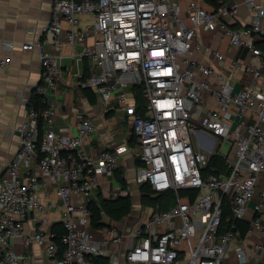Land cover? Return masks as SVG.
<instances>
[{"label":"built area","instance_id":"obj_1","mask_svg":"<svg viewBox=\"0 0 264 264\" xmlns=\"http://www.w3.org/2000/svg\"><path fill=\"white\" fill-rule=\"evenodd\" d=\"M181 1L51 0L40 37L22 44L40 55L41 80L34 92L44 97L46 105L40 112L29 108L18 126V150L0 173V264H27L14 247L17 237L27 245L39 244L55 264H98L95 258L106 254L107 241L96 238L87 226V202L128 150L135 151L139 160L137 182L147 183L156 195L171 191L175 202L166 209L151 206L147 218L131 230L136 242L125 252L126 264H223L235 238L241 263L264 264L260 204L246 234L239 232V221L247 218L248 203L264 174V87L258 84L264 78V50L258 45L264 0L245 1L255 13L250 23L241 25L229 20L236 3L207 0L205 6L203 0H184L182 7ZM82 14H91L93 21L79 26ZM200 30L220 32L230 47L249 50L246 61L227 65L229 71L249 74L246 86L236 89L230 82L232 73L191 57ZM65 44L73 56L88 62L90 74L82 84L96 91L105 109L116 101L130 116L132 143L88 153L84 144L96 126L83 112L77 113L75 134L54 128V104L45 93L56 84L58 51ZM212 51L215 58H222L220 51ZM8 62V57L0 58V65ZM132 88L139 90L142 103ZM207 92L216 100L213 107H205ZM225 142L229 147L222 152ZM213 156L225 160L227 172L215 170L210 164ZM47 181L56 185L64 207L59 243L56 233L43 226L31 233L24 230L34 209L40 213L34 220L41 222V213L50 207L38 195ZM226 202L230 214L223 219ZM254 232L262 240L247 242L246 236ZM109 233L111 240H120L117 228ZM183 245L188 253L185 261L179 256ZM259 252L263 257L252 262Z\"/></svg>","mask_w":264,"mask_h":264},{"label":"crops","instance_id":"obj_2","mask_svg":"<svg viewBox=\"0 0 264 264\" xmlns=\"http://www.w3.org/2000/svg\"><path fill=\"white\" fill-rule=\"evenodd\" d=\"M225 1L236 3L235 15L229 19L230 22L241 25L253 20L255 12L246 4V0ZM185 3L184 0L181 1L182 7H185ZM203 4L208 6L209 2L203 0ZM50 11L51 0H0V58L8 57L9 61L7 65H0V173L18 150L20 143L18 126L29 108L32 107L28 104L30 95L41 80L42 67L39 53L35 49L22 48V44L40 37L41 29L50 17ZM79 20V26H83L87 22H92L93 16L82 14L79 16ZM62 26L63 29H66L67 23L62 21ZM261 28L263 35L259 39L258 45L264 48V17L261 18ZM191 48V57L195 61L205 64L213 63L223 71L232 73L230 82L236 89L246 86L249 82L248 73L229 71L227 68L232 60L246 61L250 54L249 50L243 46L230 47L220 32L200 30L192 42ZM46 49L51 50V46L47 45ZM212 50L220 51L223 55L222 58H215ZM58 60L60 72L57 75L56 84L48 87L45 93L46 98L54 104V128L62 133L75 134L79 125L77 113L83 112L85 116L94 121L96 126V130L91 133L84 144L88 153L96 155L103 147L132 143L134 137L131 119L121 107V103L112 102L111 106L105 109V106L99 101L96 91L92 87L82 84L90 74L87 60L73 56L71 46L68 44L63 45L58 51ZM210 79L214 81L215 77L211 76ZM258 84L264 87V78H261ZM131 91L135 93V99L138 102L137 92L139 90L132 88ZM87 92L93 94V102H90ZM132 98L133 96L130 94L129 100ZM215 104V98L210 92H207L205 107H213ZM137 167L135 151L124 152L120 156L114 174L109 179L103 178L102 185L90 197L100 205L104 199H116L126 193L130 194V211L121 218L114 219L102 212L101 222L103 225L92 227L89 217L87 226L94 232L96 238L107 241L104 244L106 254L103 257L108 258V263L111 259H117L118 264H126L125 252L130 245L136 242L131 230L147 218L151 206L158 204L161 209H166L175 202L171 191L156 195L146 190L148 185L138 183L136 179ZM22 169L25 170L23 163ZM120 176L125 179L126 188L122 186L119 180ZM141 186H144V190H141ZM56 190V185L50 181H47L39 189V198L49 203L50 207L41 213L43 217L41 222L34 220V216L40 214L37 209L30 213L24 222L26 233L37 230L39 226L53 231L52 227L61 223L64 207ZM263 191L264 174L258 180L254 198L248 203L245 221H249L255 214V207L260 204V216L264 224ZM74 222L78 227L82 226L77 217L74 218ZM166 227L167 225H164L162 228ZM111 228L119 230L120 240H111L109 233ZM245 239L247 242H252L262 240V237L254 232L248 234ZM236 242L237 238L228 245L223 264H243L239 261L234 249ZM13 244L17 253L27 259V264H55L54 259L46 256L43 248L36 242L27 245L23 238L17 237L13 240ZM183 247L185 249V245ZM179 256L182 261H185L188 256L186 249L181 251ZM262 257L263 254L259 252L252 262Z\"/></svg>","mask_w":264,"mask_h":264},{"label":"trees","instance_id":"obj_3","mask_svg":"<svg viewBox=\"0 0 264 264\" xmlns=\"http://www.w3.org/2000/svg\"><path fill=\"white\" fill-rule=\"evenodd\" d=\"M262 49L264 50V48ZM85 91H87V89H85ZM87 93H88L90 102H93L94 101L93 94H90L89 92ZM137 99L139 103H142L143 97L139 91L137 92ZM28 104L32 106L38 112H40L41 109L46 105L44 97L40 94L35 93L34 90L30 95ZM42 122H43L42 117L39 116L38 125H39L40 132L42 130ZM137 162L139 163L138 158H137ZM210 164H212L215 167V170L217 172H221V171L227 172L228 171V168L225 165V160L222 157L213 156L210 161ZM119 180L122 186L126 188L125 179L122 176H120ZM142 184L148 185L147 183H142ZM143 187L144 186L140 187L141 190H144ZM146 188H147L146 190H149L150 192L152 191L149 185ZM87 207L90 210V223L92 227H100L101 225H103V223L101 222L102 212L106 213L107 215H109L110 217L114 219H119L122 216L128 214V212L130 211V207H131L130 194L126 193L125 195L120 196L116 199H104L100 205H98L95 202V200L89 199L87 202ZM229 214H230L229 203L226 202L224 205L223 219L225 218V216ZM225 223H226L225 220H223V224ZM248 226H249V223L247 221L245 220L239 221L240 236H244L246 234ZM52 230L56 233L55 239L59 243L60 236L64 232V228L62 224L59 223V224L54 225L52 227ZM95 260L97 261L98 264H108V258L103 257V256H97Z\"/></svg>","mask_w":264,"mask_h":264},{"label":"rangeland","instance_id":"obj_4","mask_svg":"<svg viewBox=\"0 0 264 264\" xmlns=\"http://www.w3.org/2000/svg\"><path fill=\"white\" fill-rule=\"evenodd\" d=\"M195 140H196V138L193 136V141L195 142ZM228 147H229V143H228V142L222 143V144H221V147H220V150H221L222 152H226L227 149H228ZM118 171H119V170H118ZM118 171H117V173H118Z\"/></svg>","mask_w":264,"mask_h":264}]
</instances>
